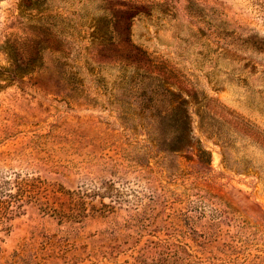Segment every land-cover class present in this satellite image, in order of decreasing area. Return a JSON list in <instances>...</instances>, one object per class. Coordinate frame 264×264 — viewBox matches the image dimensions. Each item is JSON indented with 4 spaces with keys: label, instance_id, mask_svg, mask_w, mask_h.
<instances>
[{
    "label": "rangeland",
    "instance_id": "obj_1",
    "mask_svg": "<svg viewBox=\"0 0 264 264\" xmlns=\"http://www.w3.org/2000/svg\"><path fill=\"white\" fill-rule=\"evenodd\" d=\"M0 264H264V0H0Z\"/></svg>",
    "mask_w": 264,
    "mask_h": 264
},
{
    "label": "trees",
    "instance_id": "obj_2",
    "mask_svg": "<svg viewBox=\"0 0 264 264\" xmlns=\"http://www.w3.org/2000/svg\"><path fill=\"white\" fill-rule=\"evenodd\" d=\"M180 119L182 126L179 129V134L176 143L172 146V150L175 152L178 151H184L189 149L188 143H189V132L193 131L190 127L187 126L189 124V119L191 118V114L187 111H185V108L180 107ZM205 151V150H204Z\"/></svg>",
    "mask_w": 264,
    "mask_h": 264
}]
</instances>
